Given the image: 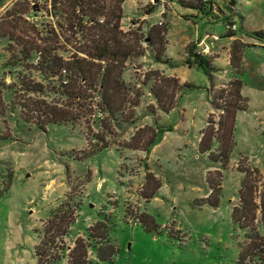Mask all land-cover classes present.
Listing matches in <instances>:
<instances>
[{
  "label": "rangeland",
  "instance_id": "rangeland-1",
  "mask_svg": "<svg viewBox=\"0 0 264 264\" xmlns=\"http://www.w3.org/2000/svg\"><path fill=\"white\" fill-rule=\"evenodd\" d=\"M213 6L201 13L180 6L177 0H123L120 28H139L143 35L150 27L151 33L165 31L166 45L161 61H155L147 48L144 56L126 62L121 76L134 91L126 97L139 102L126 104L115 121L108 122L107 133L97 116L90 115L74 123L38 126L30 116L32 103L41 99L51 103L56 97L22 89L21 77L44 81L31 64L36 58L19 62L17 50L21 42H40L35 30L54 28L57 42L50 43L63 57L73 50L74 41L65 40L68 33L62 34L63 28L57 26V21H63L53 15L51 0H0V264H38L34 247L39 229L62 201L75 206L74 221L63 237L69 247L75 237L84 238L90 224L108 221L107 240L115 248L111 261L97 259L91 248L87 261L239 264L244 231L231 218L244 175L239 169L264 171V0H213ZM226 20L235 21L236 29L226 28ZM4 31L11 38L1 35ZM227 31L237 38L228 39ZM253 31H262L260 37ZM205 32L217 36L224 47L230 46V52L234 48L236 55L232 67L219 49L220 57L214 60L219 72L212 83L187 52ZM194 45L193 51L201 54ZM158 76H175L182 85L168 111L156 109L148 92L151 78L157 81ZM232 78L241 80L240 93L247 101L245 109L235 111L233 145L223 165L198 146L202 131L209 135L219 119L228 121L211 101L233 100L225 95ZM94 100L97 97L89 98L93 104L84 112L92 111ZM155 131L157 142L144 151ZM99 137L110 145L85 155ZM128 141L138 144V149L123 147ZM212 142L211 150L216 151L217 142ZM148 173L159 187L146 200L150 187L143 184ZM150 218L153 223L144 222ZM45 264H67V259Z\"/></svg>",
  "mask_w": 264,
  "mask_h": 264
},
{
  "label": "trees",
  "instance_id": "trees-1",
  "mask_svg": "<svg viewBox=\"0 0 264 264\" xmlns=\"http://www.w3.org/2000/svg\"><path fill=\"white\" fill-rule=\"evenodd\" d=\"M122 2L123 0H51L53 15L60 16L63 21V23L57 21V26L60 30L63 28L62 34L68 33L69 37H65V40L69 41L72 38L74 41L73 50H70L68 57L58 54L57 46L54 47L50 43V40L57 42V33L54 28L41 30L48 34L47 37L41 36V31L35 30L37 40L40 42L20 43V48L17 50L20 55L18 61L31 60L34 56L36 62L31 64L44 81V83L29 81L30 79L21 77L22 89L46 95L52 94L56 97L51 103L42 99L32 103L30 116L31 114L34 116L40 128L50 123H74L88 115L96 117L95 110L98 109L102 115L96 118L100 120L101 126L108 133V122L115 121L117 114L125 108L126 104L132 106L138 104L139 101H131L126 97L133 88L122 79V71L127 61L144 56L147 48L153 51L155 61H161L160 54L164 53L166 45L165 31L155 29L151 33L153 27H150L146 35H143L139 28L123 31L120 28ZM177 3L201 13L205 12L206 6L210 11L213 7V0H177ZM230 22L226 20L225 24ZM10 25L13 26L14 23ZM261 32L251 33L258 38ZM6 34L11 38L9 31L1 33V35ZM231 34L226 32V35ZM143 43L145 45H142ZM194 44L193 42L190 44L187 52H191L190 55H193L195 61L203 67L212 83L215 68L211 65L209 57L197 55L193 51ZM242 46L241 43L240 48ZM63 51L67 52V49ZM234 51L235 49L232 48L229 55V63L232 67H236ZM9 62L10 60L7 61ZM154 78H151L153 82L148 92L155 101L156 109L168 111L174 107L182 85L177 83L175 76H158L157 81ZM185 85L189 86V84ZM228 85L230 89L225 95H231L232 101L230 99L224 100L223 103L211 101L213 106L221 109L222 113L225 112L223 116L228 121L219 119L217 127L211 129L209 135L202 131L198 146L200 152H209L212 160L219 161L223 165L228 162L233 145L231 133L235 111L245 109L247 101L240 93L242 85L240 79L232 78ZM94 96L97 97V100H94V108L92 111L84 112L85 108L93 104L89 98ZM58 104L61 106L59 107ZM149 110L154 112L151 105ZM154 135L156 138L150 137L144 151L149 150L157 142L156 131ZM213 139L218 145L216 151L211 150ZM99 140L89 147L85 155L110 145V142L102 137H99ZM123 147L138 149V144L128 141L123 143ZM239 170L244 175L238 189L237 202L231 207L232 220L244 231V241L240 245L237 262L260 264V260L264 262V171L260 173L257 168L251 167H242ZM216 184L219 185V181ZM146 186L150 187L144 194V198L148 200L159 187V181L148 173L143 184V187ZM74 209L75 206L62 201L45 219L44 225L39 229V241L34 247L38 264H45L61 257L67 259V264H96L94 260H86L88 248L95 252L97 259L111 261L115 248L107 240L108 221H95L90 224L84 238L75 237L72 247L63 243V237L68 234L70 225L74 221ZM149 220L144 222L153 223L151 218Z\"/></svg>",
  "mask_w": 264,
  "mask_h": 264
},
{
  "label": "crops",
  "instance_id": "crops-1",
  "mask_svg": "<svg viewBox=\"0 0 264 264\" xmlns=\"http://www.w3.org/2000/svg\"><path fill=\"white\" fill-rule=\"evenodd\" d=\"M213 7H212V9H213ZM195 15H198V14L196 13ZM178 16H180V15H178ZM189 19L190 18H186L185 20L188 21ZM214 36H215L214 34H210V33H206L205 32L204 35L199 36V38L195 40V44L198 45L200 47V49L203 48L204 45L207 46V49H205V51L201 52V54H204L205 56L209 57L210 62H211V65L215 68V72H213V76L218 75L217 73L219 72L218 71L219 70V67L215 65L214 60L220 57V56L217 55V54L220 53V50L221 51L224 50V53H225V57H224L225 58V62H227L230 65V63H229V53H230V48L229 47L230 46L224 47V45L219 42V38H213ZM236 38H237L236 36L228 35V39H230V40H235ZM243 42H245V41L243 40ZM212 48H214V50L211 51ZM213 52L216 55H214Z\"/></svg>",
  "mask_w": 264,
  "mask_h": 264
},
{
  "label": "built area",
  "instance_id": "built-area-1",
  "mask_svg": "<svg viewBox=\"0 0 264 264\" xmlns=\"http://www.w3.org/2000/svg\"><path fill=\"white\" fill-rule=\"evenodd\" d=\"M102 20V19H100ZM226 28H229L230 30H235L236 29V24L234 22H231L229 24H226ZM213 38H216V36H214ZM205 49H207V46H203V48H201V51H205ZM95 115L97 117L101 116V112L100 111H96Z\"/></svg>",
  "mask_w": 264,
  "mask_h": 264
},
{
  "label": "water",
  "instance_id": "water-1",
  "mask_svg": "<svg viewBox=\"0 0 264 264\" xmlns=\"http://www.w3.org/2000/svg\"><path fill=\"white\" fill-rule=\"evenodd\" d=\"M231 3H233V1H231Z\"/></svg>",
  "mask_w": 264,
  "mask_h": 264
}]
</instances>
